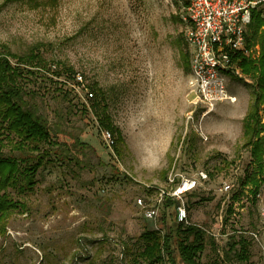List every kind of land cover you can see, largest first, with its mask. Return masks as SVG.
Masks as SVG:
<instances>
[{"label":"rangeland","instance_id":"rangeland-1","mask_svg":"<svg viewBox=\"0 0 264 264\" xmlns=\"http://www.w3.org/2000/svg\"><path fill=\"white\" fill-rule=\"evenodd\" d=\"M185 3L58 0L33 9L0 0V45L21 56L43 46L47 65L19 83L56 143L45 145L51 157L32 191H7L19 207L0 236V264H133L146 230L173 234L176 248L177 206L186 209L184 226L215 241L202 263L242 264L229 249L243 237L250 244L244 264H264V187L254 199L242 185L253 170L243 119L256 83L237 65L228 80L234 103L205 117L192 105ZM260 55L256 44L244 56L258 63ZM75 73L92 99L74 85ZM95 103L122 133L121 157L99 126ZM0 152L19 154L4 138ZM200 171L208 180L167 207L160 195L172 191L171 174L177 182ZM151 207L155 219L145 216Z\"/></svg>","mask_w":264,"mask_h":264},{"label":"trees","instance_id":"trees-1","mask_svg":"<svg viewBox=\"0 0 264 264\" xmlns=\"http://www.w3.org/2000/svg\"><path fill=\"white\" fill-rule=\"evenodd\" d=\"M181 1H185L187 5V0ZM7 2H24L33 9H39L48 4L56 5L58 0H7ZM247 41L249 46L259 44L261 48L258 63L242 54L236 56L237 65L243 74L256 83L251 96L252 102L243 119L244 146L250 150L253 170L245 176L242 183L244 187L249 188L256 199L264 187V18L259 13L252 14ZM42 47L36 45L29 53L21 56L13 54L7 46L0 45V144L3 138L9 139L13 149L19 152L18 155L14 153L6 155L0 152V236L5 235L13 211L19 207L7 193L8 189L21 188L23 191H32L36 184L37 172L51 157L44 149L45 145H56L52 141L48 121L40 115L36 103L27 99L30 93L26 92L19 83L25 73L34 74V69L47 65L40 52ZM12 61H15V64ZM76 74L72 76L73 81ZM57 75L62 74L57 73ZM31 99H34L33 94ZM93 108L96 113L101 109L98 114L99 126L111 134L114 140V152L121 157L122 151L126 148L121 131L114 125L105 107L102 108L99 103H95ZM166 199L164 204L167 207L177 204L175 199ZM175 219L178 223L177 215ZM177 225L175 249L172 248L173 234L162 235L159 231H144L141 236L144 245L134 254L133 264H162L165 259L174 262L175 258H178L182 264H218L201 262V256L208 242L212 247L216 246L215 241L208 237L206 231L195 225L184 226V223ZM249 246L250 244L242 237L237 241L232 240L229 252H233L238 262L248 263Z\"/></svg>","mask_w":264,"mask_h":264},{"label":"built area","instance_id":"built-area-1","mask_svg":"<svg viewBox=\"0 0 264 264\" xmlns=\"http://www.w3.org/2000/svg\"><path fill=\"white\" fill-rule=\"evenodd\" d=\"M254 12L264 18V0H187L183 32L190 57V95L192 105L202 111L203 117L224 102H235L229 93L228 80L237 72V54L249 53L247 36ZM73 82L89 100L93 98L81 74L77 73ZM104 136L113 146L111 134L105 131ZM207 180L208 175L203 171L196 178L182 176L177 182L171 174L174 187L170 193L162 191L160 197L182 199ZM229 188L225 186L226 190ZM176 215L180 223L187 219L184 207H179ZM145 216L155 219L157 209H146Z\"/></svg>","mask_w":264,"mask_h":264}]
</instances>
